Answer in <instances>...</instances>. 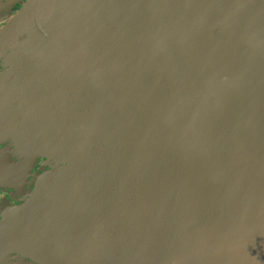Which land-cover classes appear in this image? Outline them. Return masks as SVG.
Wrapping results in <instances>:
<instances>
[{
	"label": "water",
	"instance_id": "1",
	"mask_svg": "<svg viewBox=\"0 0 264 264\" xmlns=\"http://www.w3.org/2000/svg\"><path fill=\"white\" fill-rule=\"evenodd\" d=\"M16 1L0 264H264V0Z\"/></svg>",
	"mask_w": 264,
	"mask_h": 264
},
{
	"label": "flooded vegetation",
	"instance_id": "2",
	"mask_svg": "<svg viewBox=\"0 0 264 264\" xmlns=\"http://www.w3.org/2000/svg\"><path fill=\"white\" fill-rule=\"evenodd\" d=\"M28 0H17L12 10L15 12L22 8L23 4L27 2ZM6 21L0 22V28H3L6 25ZM9 65L5 58L0 59V80L2 77H4L6 71L8 70ZM10 77V76H9ZM10 145L0 143V150L3 148H7ZM15 149V147H14ZM13 149V150H14ZM14 161L17 163H21V161H24L25 159L21 158V155L14 152L11 154ZM51 161L49 158H43L40 157L37 161H33L30 163V165L33 166V168L25 173V179L21 181L20 185L15 184V186L6 184L0 186V229L4 223V217L6 214V208L8 206L10 207H23L24 205L28 204L31 198L33 197L34 193L38 189L39 181L43 174H45L47 171H50L52 166ZM20 256V254L16 251L14 253L13 259L15 257ZM6 259L10 260L11 256H8ZM29 260H31L29 258Z\"/></svg>",
	"mask_w": 264,
	"mask_h": 264
}]
</instances>
